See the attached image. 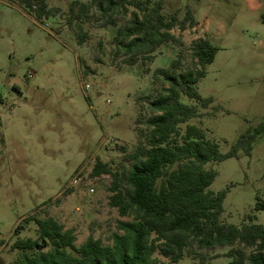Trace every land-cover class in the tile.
<instances>
[{"label":"rangeland","instance_id":"rangeland-1","mask_svg":"<svg viewBox=\"0 0 264 264\" xmlns=\"http://www.w3.org/2000/svg\"><path fill=\"white\" fill-rule=\"evenodd\" d=\"M44 1L50 15L38 20L35 8L0 0V264H14L15 240L36 237L26 218H54L74 230L77 246L89 236L110 245L117 222L131 221L109 206L110 176L90 177L91 170L97 161L112 170L128 166L144 140L147 102L159 88L152 73L179 53L181 69L192 70L193 42L206 40L217 51L195 84L212 102L186 124L204 130L226 153L244 130L264 120V0H163L166 18L175 13L180 20L189 8L196 25L173 28L179 44H164L150 61L133 66L114 56L117 27L74 17L75 3L91 0ZM132 10L117 16L118 26ZM78 26L86 34L80 44ZM180 101L198 105L186 96ZM206 167L216 172L208 189L224 192L221 222L264 226V209L255 210L264 203V133L250 156L240 150ZM228 250L201 252L205 263L186 252L173 264H228Z\"/></svg>","mask_w":264,"mask_h":264},{"label":"trees","instance_id":"trees-1","mask_svg":"<svg viewBox=\"0 0 264 264\" xmlns=\"http://www.w3.org/2000/svg\"><path fill=\"white\" fill-rule=\"evenodd\" d=\"M17 2L35 8L38 20L50 15L44 0ZM75 5L76 19L88 21L92 16L100 27H117L114 56H121L126 66L150 61L164 44H179L171 33L173 28L183 31L196 25L189 8L180 20L175 13L166 18L163 0H91ZM127 7L134 10L128 21L118 26L117 16L125 14ZM261 22L264 24V17ZM85 36L84 32L77 36L78 44ZM216 51L208 41L198 40L190 47L192 70L181 69L180 53L167 68L156 69L152 80L159 88L147 102L150 115L144 122V140L128 156V166L112 170L97 161L91 170L90 177L110 176L109 206L120 217L131 218L117 222L111 244L89 236L77 246L74 230L64 229L54 218H26L34 224L36 237L14 241V264H173L186 252L192 257L198 255L200 263H205L201 252L219 247H229L228 264H264V226L244 222L236 227L221 222L224 192L208 189L216 172L206 167L234 157L240 150L250 156L254 141L264 133V120L244 130L226 153L219 152L204 130L186 124L199 116L198 107L206 108L212 102L199 95L195 84L213 62ZM180 96L198 105L184 104ZM260 209L264 203H256L255 210ZM20 229L18 225L15 233ZM156 253L167 262L159 260Z\"/></svg>","mask_w":264,"mask_h":264},{"label":"built area","instance_id":"built-area-1","mask_svg":"<svg viewBox=\"0 0 264 264\" xmlns=\"http://www.w3.org/2000/svg\"><path fill=\"white\" fill-rule=\"evenodd\" d=\"M87 88H89V86H87ZM77 182H78V180L75 179V180H74V183H77ZM90 192H93V190L91 189Z\"/></svg>","mask_w":264,"mask_h":264}]
</instances>
